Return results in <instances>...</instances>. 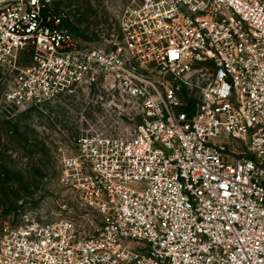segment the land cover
Masks as SVG:
<instances>
[{"label": "built area", "instance_id": "built-area-1", "mask_svg": "<svg viewBox=\"0 0 264 264\" xmlns=\"http://www.w3.org/2000/svg\"><path fill=\"white\" fill-rule=\"evenodd\" d=\"M59 1L0 6V112L106 94L139 122L60 157L93 233L26 211L0 264H264V0H132L102 46Z\"/></svg>", "mask_w": 264, "mask_h": 264}, {"label": "rangeland", "instance_id": "rangeland-1", "mask_svg": "<svg viewBox=\"0 0 264 264\" xmlns=\"http://www.w3.org/2000/svg\"><path fill=\"white\" fill-rule=\"evenodd\" d=\"M10 1L0 0V6ZM131 1L60 0L55 9L82 43L102 46L116 38L119 17ZM138 122L133 101L106 94L0 112V231L32 211L49 221L73 219L85 235L92 234L95 218L60 181V157L75 152L83 134L126 137Z\"/></svg>", "mask_w": 264, "mask_h": 264}, {"label": "trees", "instance_id": "trees-1", "mask_svg": "<svg viewBox=\"0 0 264 264\" xmlns=\"http://www.w3.org/2000/svg\"><path fill=\"white\" fill-rule=\"evenodd\" d=\"M65 23H66V21H65ZM75 33H77L75 30H73Z\"/></svg>", "mask_w": 264, "mask_h": 264}]
</instances>
